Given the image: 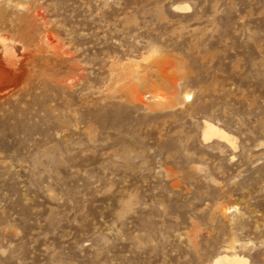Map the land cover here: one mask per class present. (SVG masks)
<instances>
[{"label":"rangeland","instance_id":"rangeland-1","mask_svg":"<svg viewBox=\"0 0 264 264\" xmlns=\"http://www.w3.org/2000/svg\"><path fill=\"white\" fill-rule=\"evenodd\" d=\"M0 38V264H264V0H0Z\"/></svg>","mask_w":264,"mask_h":264},{"label":"bare ground","instance_id":"bare-ground-1","mask_svg":"<svg viewBox=\"0 0 264 264\" xmlns=\"http://www.w3.org/2000/svg\"><path fill=\"white\" fill-rule=\"evenodd\" d=\"M174 7L176 9H186V8H189V5L179 3V4H176ZM0 40H2V38H0ZM3 73L4 71L0 70V89L3 88L6 83H8L7 80H5V75ZM3 91L5 92L6 90H3ZM154 97L157 99H166V95H163V94H155ZM184 98L191 99L192 97L190 93L186 92L184 93ZM201 137L204 141H208V140L211 141V139L217 138L219 140L227 141L231 144H233V140H234L233 136L230 133H228L226 130H224L222 127H220L216 123H213L208 120L203 121ZM209 264H249V261L246 256H243L240 254L221 252L215 255L211 259Z\"/></svg>","mask_w":264,"mask_h":264}]
</instances>
